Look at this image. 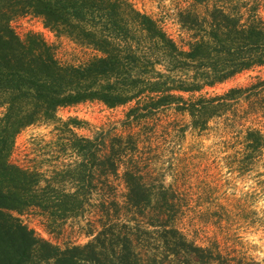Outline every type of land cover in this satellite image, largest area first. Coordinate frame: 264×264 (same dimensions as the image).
Instances as JSON below:
<instances>
[{
	"label": "trees",
	"instance_id": "16d2710c",
	"mask_svg": "<svg viewBox=\"0 0 264 264\" xmlns=\"http://www.w3.org/2000/svg\"><path fill=\"white\" fill-rule=\"evenodd\" d=\"M262 8L264 0H191L178 15L187 34L179 45L154 18L125 0H0V264H190L192 258L257 264L234 256L228 260L218 245L202 247L186 239L176 227L179 205L172 188L153 189L137 164H124L134 157L127 148L129 142L136 145L131 135L82 137L74 131L80 120L62 121L56 113L86 101L108 108L134 102L127 119L138 120L172 106L189 116L191 127L205 129L239 99L262 98L264 79L219 95L183 97L264 66ZM21 15L41 18L56 35L96 55L81 65L61 63L40 35L21 38L14 32L10 22ZM40 122L56 125L57 152L73 163L40 171L10 161L16 135ZM243 145L250 158L263 149L264 134L247 128ZM122 163L124 205L114 189H92L99 177L108 184ZM86 211L85 232L92 238L63 247L37 236L19 217L35 212L61 225ZM125 212L131 216L123 219ZM139 214L151 218L148 226L157 236L152 249L143 248L139 238L140 232L150 234L141 228Z\"/></svg>",
	"mask_w": 264,
	"mask_h": 264
},
{
	"label": "rangeland",
	"instance_id": "374dc122",
	"mask_svg": "<svg viewBox=\"0 0 264 264\" xmlns=\"http://www.w3.org/2000/svg\"><path fill=\"white\" fill-rule=\"evenodd\" d=\"M125 1L154 18L168 35L183 45L187 34L180 26L178 15L191 0ZM201 9L199 7V12ZM259 14L264 20V8ZM10 26L21 38L29 32L40 35L61 63L81 65L96 55L71 38L56 35L39 17L17 16ZM259 79H264V66L242 71L200 92L184 93L183 97L189 100L219 95L229 88L249 87ZM260 92L262 98L239 99L226 114L210 119L203 130L191 127L189 116L172 106L161 107L138 120L127 119V112L134 102L108 108L99 101H86L59 108L56 114L62 121L80 120L83 124L74 131L82 137L93 138L99 132L107 137L131 135L137 140L136 145L129 142L127 148L134 157L124 164H137L144 172L143 180L153 189L159 186L172 188L179 205L175 213L176 227L188 241L202 247L216 244L228 260L234 256L238 260L264 264V147L245 158L243 145L247 128L259 129L264 134V86ZM55 126L52 122H40L21 130L14 139L10 161L40 171L73 163L74 158L57 152L60 142L55 141L58 134ZM57 155L60 158H54ZM124 164L119 167L117 176L108 178V184L99 177L92 188L97 192L114 189L121 205L126 203L127 193L122 175ZM66 186L70 188V184ZM130 214L127 212L122 218ZM19 217L37 236L61 247L83 245L92 238L84 226L90 218L88 211L61 225L52 224L35 212ZM136 218L141 228L150 230V234L138 233L142 246H147L143 248H154L157 236L148 226L151 218L141 214ZM190 261V264H217L198 263L193 258Z\"/></svg>",
	"mask_w": 264,
	"mask_h": 264
}]
</instances>
